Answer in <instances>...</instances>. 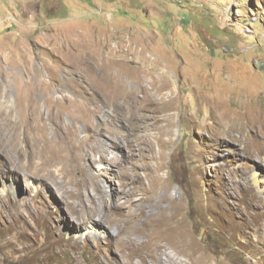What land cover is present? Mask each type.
<instances>
[{
  "label": "rangeland",
  "instance_id": "1",
  "mask_svg": "<svg viewBox=\"0 0 264 264\" xmlns=\"http://www.w3.org/2000/svg\"><path fill=\"white\" fill-rule=\"evenodd\" d=\"M162 77L175 101L145 102ZM168 117L160 194L178 208L137 201L138 226L165 207L214 264H264L247 171L264 179V155L244 151L264 142V0H0V264H121L117 224L77 211L138 217L102 189L148 182Z\"/></svg>",
  "mask_w": 264,
  "mask_h": 264
},
{
  "label": "bare ground",
  "instance_id": "2",
  "mask_svg": "<svg viewBox=\"0 0 264 264\" xmlns=\"http://www.w3.org/2000/svg\"><path fill=\"white\" fill-rule=\"evenodd\" d=\"M153 89L148 90V95L143 97L145 102L150 101L159 104L164 103L163 105L168 103L170 105L171 102L175 101V96L173 97L174 89H172L171 80H166L164 77H162L156 84H154ZM170 116L171 115H169V117ZM220 117L224 119L226 123L228 121L239 119L237 113H234L233 111H223L220 114ZM249 119L252 121V125L257 127L256 116H251ZM173 124V121L169 118V123L160 129L158 135L155 134V136L159 137L161 140H159L160 149L156 151L154 146H151V151L154 152L156 160L149 164L148 171L146 172L148 182H146L143 186L141 185L139 189L131 188L127 191L129 186V177H127L124 172L120 173V178L122 179L121 189L113 191L111 188V192L108 190L105 192L104 188L102 189L100 187L99 178L97 175H93L91 173L88 175L91 178L92 185L95 187V192H100L102 189L103 196L111 197L112 208H115L120 213L125 211L128 215H132L133 217L134 215H138V217L135 218L123 220L119 219L118 221L112 218L110 211L102 213V211L96 206L87 207L77 211L79 216H85L84 218H91L93 215L99 214V219L95 221L101 225H104L103 222L105 218L110 223L117 224V231L109 229V232L115 235V241L112 243H116L118 246L119 263L121 264H214L208 255L200 250H197V247L194 245L193 241L189 240L187 231L182 228L181 224L165 214V207H161L160 213L158 215L144 220L143 226H138V220H135L136 218L140 220L144 218L143 207L140 208V212H133L134 210L132 209L133 205H135V203L137 201L139 202L140 200L149 201L156 199L160 203L162 200L167 199L169 200L168 206H171L172 208H178L176 201L177 199L174 195L168 192L169 187L166 181L160 183V171L163 170L165 166L163 161L165 155L164 150L166 143L169 141L164 138V135H168L170 133L169 131L173 127ZM225 124L223 121L222 128L223 126H225V128L219 131L221 134H224L227 130V125ZM260 125L264 127L263 122H260ZM259 129L257 128L258 131L262 130ZM244 151L247 153H253L259 157L263 156L264 142H258L246 135ZM151 158L155 159L153 156ZM247 171L248 174H251L253 181L258 186L262 185L264 179L259 175L256 168L249 166ZM162 187H167L168 189L165 191V193L160 194V189ZM58 190L61 191L59 186ZM113 194H115V197H113ZM140 194L141 197H137ZM122 195H125V201L120 200ZM95 198L96 194L94 196V199ZM79 226L81 227L83 224ZM95 231L102 232L103 230L95 228ZM136 258H140L141 261L136 262Z\"/></svg>",
  "mask_w": 264,
  "mask_h": 264
}]
</instances>
